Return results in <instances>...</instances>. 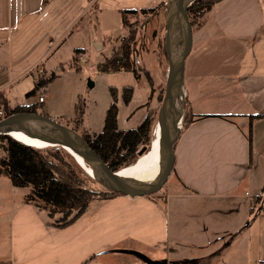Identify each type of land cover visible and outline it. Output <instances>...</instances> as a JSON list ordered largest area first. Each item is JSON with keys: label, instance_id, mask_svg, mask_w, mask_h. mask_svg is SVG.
Returning a JSON list of instances; mask_svg holds the SVG:
<instances>
[{"label": "crops", "instance_id": "1", "mask_svg": "<svg viewBox=\"0 0 264 264\" xmlns=\"http://www.w3.org/2000/svg\"><path fill=\"white\" fill-rule=\"evenodd\" d=\"M160 1L0 0V94L11 107L53 111L51 84L26 96L38 81L55 66L58 80L78 50L106 52L107 24L122 25L120 11ZM202 25L186 61L185 98L195 119L175 145L177 187L161 204L152 195L94 200L58 228L52 223L61 215L50 218L24 201L27 188L0 177V264H122L130 255L182 264L170 255L172 231L179 245L209 250L189 264H264V0H223Z\"/></svg>", "mask_w": 264, "mask_h": 264}, {"label": "trees", "instance_id": "2", "mask_svg": "<svg viewBox=\"0 0 264 264\" xmlns=\"http://www.w3.org/2000/svg\"><path fill=\"white\" fill-rule=\"evenodd\" d=\"M221 1L223 0H195L189 7V17L203 18ZM156 8H164L167 12L168 5L165 3L155 8L120 11L122 26L129 30V34L121 39L119 47L113 50L111 56L97 66L100 73L139 71V63L134 60V42L138 32L132 30L130 18L146 15ZM164 54L167 56L166 52ZM144 71L149 74L147 70ZM55 78L56 76L53 75L47 79H40L36 88L26 96H33L36 91L48 86ZM110 92L113 101L106 112L103 130L100 133L90 134L86 129L79 130L76 127L73 129L80 133L113 172H118L123 168L134 166L137 160L151 149L157 124L156 114L148 112L137 128L120 129L118 124L119 90L112 87ZM133 95V87L123 88L122 99L126 105L132 101ZM0 107L3 108L0 120L21 112L38 113L35 106L11 107L3 94H0ZM185 107L181 131L187 129L195 119L187 99ZM85 113V102L79 99L75 107V117L82 122ZM0 146L4 152V155L0 156V177L7 178L14 187L29 188L30 192L25 196L24 201L47 211L50 218L61 214L62 217L55 220L52 226L63 228L70 225L85 213L94 200L123 196L104 187L98 180L91 177L63 148H35L8 135L0 136Z\"/></svg>", "mask_w": 264, "mask_h": 264}, {"label": "rangeland", "instance_id": "3", "mask_svg": "<svg viewBox=\"0 0 264 264\" xmlns=\"http://www.w3.org/2000/svg\"><path fill=\"white\" fill-rule=\"evenodd\" d=\"M165 3L169 5L170 0H161L158 2L156 7ZM166 13L167 12L164 10V8H156V10L148 12L146 15H140L138 18H130L132 30L138 32L137 38L134 42V60L139 63V71L136 73H100L97 70V66L100 64V62L103 60L105 61L107 56L110 57L113 50L119 47L121 39L125 35L127 36L129 34L128 29H125L127 32L125 34L121 24L116 26L113 21L109 22L107 24V27L109 28H107L106 34L112 38L109 41L110 44L108 50L106 52H101L100 50L93 51L94 46H91L89 47V51L87 53L89 57L81 52L88 57L89 62L87 64H78L76 58L73 59V65L67 63L66 73L58 78V80L53 81V83L51 82V85L49 86V94L48 92L46 93L47 98L49 95L50 104H54L56 109H53V111L49 112L43 111L42 108H38V113L50 117L55 112L61 111L64 117L60 119L56 118V121L71 128L76 127L79 128V130L86 129L90 132V134L93 133L92 131H95L96 133L101 129V124L103 123L106 111L110 107V103L113 101L112 94L110 92V89L113 87L119 90L118 118L122 128L131 129L132 127L136 126V122L141 118L143 120L148 112H153L156 114L157 124L158 112L165 95L169 69L168 58L164 54L166 52L165 43L167 33L165 21ZM204 17L198 19L190 17L193 25L194 37L196 38L198 37L199 31H201L203 26L202 24ZM120 35L122 36L121 38H119ZM116 37L119 39H115ZM159 46H161V48ZM75 54L79 55L80 53L76 52ZM65 56H68V52ZM67 60L68 59L65 61ZM144 70H147L149 74H146ZM55 74H58V72H53L51 75L53 76ZM90 82L94 84L93 88H90ZM127 86L133 87L135 92L133 100L128 105H126L122 99V90ZM79 99L84 100L86 106L85 118L82 122L80 120L78 121V118L75 117V107L78 104ZM137 104H139V106L133 113H130L129 115L128 112L130 109H133V107L137 106ZM136 112L138 113L135 116L134 114ZM133 116L135 117L130 120L129 125H126L124 122L125 119H131ZM159 136L160 132L157 127L153 145L159 139ZM3 155L4 152L0 146V156ZM173 180V176L171 175L162 190L152 195L155 201L161 204L166 199L167 194L172 192L174 190L173 188L177 187L173 186V183H175ZM28 191H30L29 188ZM60 215L61 214H56L52 219H55L56 216ZM170 245L172 250H174V252L170 253V255H173L172 257H175L176 260L181 261L182 264H189L194 258L203 259L206 257V254L210 253L209 250L205 248L196 250V253L189 247L183 246L184 244L179 245V242L176 240L173 231L171 233ZM150 253H152V251H150ZM150 256L152 259L157 258L154 254H150ZM126 258L130 259V261H132V259H137L141 262V264L147 263V260H143L142 256L140 255H130ZM169 258L171 257L169 256ZM130 261L127 262V260H121L120 263L131 264L132 262ZM158 261L160 262L159 264H162L160 260Z\"/></svg>", "mask_w": 264, "mask_h": 264}, {"label": "water", "instance_id": "4", "mask_svg": "<svg viewBox=\"0 0 264 264\" xmlns=\"http://www.w3.org/2000/svg\"><path fill=\"white\" fill-rule=\"evenodd\" d=\"M194 1L170 0L165 16L167 27L165 48L169 69L165 95L157 118L162 165L161 172L154 181L146 183L122 177L120 171L113 172L80 133L39 113L21 112L0 120V136L8 135L15 140L19 137L39 148H63L79 164V160L88 164L94 171L98 182L117 194L144 197L162 190L173 171L175 145L181 134L180 122L183 121L185 112V68L194 42L193 25L188 10ZM177 26L182 29L180 37ZM89 86L93 88L94 84L90 82ZM174 109L177 113L175 118Z\"/></svg>", "mask_w": 264, "mask_h": 264}, {"label": "bare ground", "instance_id": "5", "mask_svg": "<svg viewBox=\"0 0 264 264\" xmlns=\"http://www.w3.org/2000/svg\"><path fill=\"white\" fill-rule=\"evenodd\" d=\"M178 35L180 37L182 29L177 26ZM177 115L176 110L174 109V118ZM183 124V123H182ZM160 137V136H159ZM16 139L26 145L31 147L39 148V146L30 143L28 140H24L22 138L16 137ZM77 161V160H76ZM80 166L93 178L96 179V175L92 168L82 160H79ZM161 154H160V144L159 139L155 142V144L151 145V149L143 154L136 162L134 166L123 168L120 170V175L125 178H130L133 180H140L142 182L151 183L158 177L161 172ZM97 180V179H96Z\"/></svg>", "mask_w": 264, "mask_h": 264}, {"label": "built area", "instance_id": "6", "mask_svg": "<svg viewBox=\"0 0 264 264\" xmlns=\"http://www.w3.org/2000/svg\"><path fill=\"white\" fill-rule=\"evenodd\" d=\"M74 58H76L78 64H81V63H83V64L86 63L87 64L89 62L88 57L85 56L83 53H80L79 55L74 54ZM53 70H54V72H58L59 67L58 66H55L53 68ZM38 102L40 104H43L45 102V91H44V89H42L40 91V95L38 97ZM2 115H3V108L0 107V116H2ZM180 126L182 127V122H180Z\"/></svg>", "mask_w": 264, "mask_h": 264}]
</instances>
